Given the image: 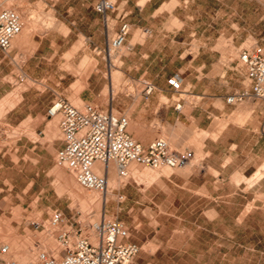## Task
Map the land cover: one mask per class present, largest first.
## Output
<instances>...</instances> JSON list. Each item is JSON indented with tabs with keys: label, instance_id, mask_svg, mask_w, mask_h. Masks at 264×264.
I'll use <instances>...</instances> for the list:
<instances>
[{
	"label": "rangeland",
	"instance_id": "rangeland-1",
	"mask_svg": "<svg viewBox=\"0 0 264 264\" xmlns=\"http://www.w3.org/2000/svg\"><path fill=\"white\" fill-rule=\"evenodd\" d=\"M171 1L162 9L164 15L149 22L153 28L149 44L155 53L150 54L148 66L156 74L163 69L169 73L176 70L182 58L192 60L198 46L212 48L222 54V64L246 72L239 63L240 51L256 45L264 47V0ZM85 3L0 0V10L21 11L24 22L31 19L34 24L31 43L6 53L8 69L3 82L7 87L0 93V250L13 246L4 258L17 264H39L43 253L58 255L61 230L75 228L76 223L87 227L99 219L125 224L130 240L141 248L138 264H264V182L251 191L259 181L235 176L221 186L222 197L198 200L193 197L192 183L184 182L195 162L175 170L130 165L140 173L151 169L159 174L156 179L139 181L130 174L125 184L111 188L112 198L103 204H89L73 195L64 175L72 173L56 162L62 138L59 122L52 128L53 138L47 136L52 121L47 111L57 98H65L80 109L86 104L103 105L105 110L110 106L116 115L130 119V132H136L133 138L137 142L146 145L148 137L134 129V109L118 106L121 96L125 100L128 95L135 100L142 98L143 87L134 86L125 70V61L131 56L128 41L121 52H106L108 40L115 36L111 29L116 22L111 14L104 16L105 37L93 39L88 33L78 38ZM117 10L116 6L114 12ZM87 22L90 26L94 21ZM71 30L75 34L65 40ZM174 31L184 35L173 39ZM54 32L62 37L54 39ZM164 42L168 51L165 56L158 52ZM115 56L117 68L111 67ZM113 70L122 73L117 84ZM246 87L250 88L249 81ZM78 89L94 90V100L77 102L75 98H81ZM18 92L21 102L16 108L3 107ZM163 101L167 102L165 98ZM157 137L166 140L173 151L184 152L165 132ZM112 169L109 182L119 178L114 163ZM56 211L64 214L67 225L54 230L49 220Z\"/></svg>",
	"mask_w": 264,
	"mask_h": 264
},
{
	"label": "crops",
	"instance_id": "crops-1",
	"mask_svg": "<svg viewBox=\"0 0 264 264\" xmlns=\"http://www.w3.org/2000/svg\"><path fill=\"white\" fill-rule=\"evenodd\" d=\"M91 1L85 0V14L81 21L83 29L79 30L77 37L87 36L90 33L91 38L102 39L106 35L104 16L96 11V5L102 0H96L94 4H91ZM111 1L118 9L117 13L114 11L109 13L116 22L111 31L116 36L124 23L130 26L127 41L131 56L125 61L127 76L136 83L134 86L143 87L141 100H135L130 95L126 98L128 100H125L121 96L118 105L121 109L124 106L134 109L131 114L134 129H139L140 135L148 136L145 140L146 145L139 140L138 142L147 147L159 139L157 136L165 132L172 142L178 143L179 150L190 153V163L195 162V164L191 166V172L184 182L192 183L193 197L198 200L222 197L219 192L227 179L229 182L235 176H243L247 180L253 179L264 166V102L252 99L237 105L227 102L229 97L248 89L246 72L222 64L220 61L222 54L212 48L198 46L191 54L192 60L182 58L179 62L181 65L176 70L169 73L163 69L159 74L154 73L148 66L150 54L155 53L149 44V39L153 37V28L149 22L152 18L158 19L164 15L165 11L162 9L172 1ZM177 7L178 5L175 9ZM88 19L94 21L90 26ZM139 32L141 41L140 38L138 39ZM56 33L54 32L51 37L54 39L62 37L61 34ZM74 34L75 32L71 30L64 36L65 40ZM178 35L184 33L172 32L173 39ZM195 35L192 34L193 37ZM164 37L166 38L167 35L165 34ZM158 52L164 56L168 54L167 42H164V47H158ZM7 69V55L0 49V93H4L7 87L3 82ZM172 77H178L181 81L182 93H176L168 85V80ZM100 81L98 79L97 82ZM146 84L155 87L154 93L150 96L144 93ZM80 92L81 90L78 89L77 93ZM93 95L94 90L85 89L81 92V98L76 97L75 100L83 104L93 101ZM111 96L110 100H113V93ZM163 98L167 102H164ZM6 102L3 107L7 105ZM180 102L182 109L177 111L176 106ZM101 107L105 108L103 105ZM47 118H49L48 111ZM56 119L59 122L58 118L51 119L48 125L47 136L50 140L55 135L52 128L57 126ZM130 130L131 121L129 132ZM130 134L134 137L136 132L132 130ZM62 146L61 138L60 149ZM95 172L103 175L98 170ZM227 174L228 177L225 176ZM256 181L259 183L254 185L251 191L261 187L264 174ZM243 185L244 183L240 186ZM235 190L239 189L235 188ZM211 191L214 193L211 194Z\"/></svg>",
	"mask_w": 264,
	"mask_h": 264
},
{
	"label": "built area",
	"instance_id": "built-area-1",
	"mask_svg": "<svg viewBox=\"0 0 264 264\" xmlns=\"http://www.w3.org/2000/svg\"><path fill=\"white\" fill-rule=\"evenodd\" d=\"M116 10L111 0H102L96 5V11L103 16ZM23 31V20L14 9L0 10V49L9 53L13 41ZM130 26L124 23L119 33L108 40V54L121 51L126 45ZM239 63L245 68L250 88L229 97L231 105L247 100L264 102V47L256 45L242 49ZM168 85L182 93V84L178 77L168 80ZM155 87L146 84L144 93L150 96ZM182 103L176 106L181 111ZM50 119H59L63 146L58 151L56 162L75 175L78 183L86 190L105 192L108 188L107 176L110 165H117L122 178H129L131 164L153 169L170 170L185 168L191 156L188 152L173 151L164 139H157L149 146L137 142L129 132L130 119L118 116L112 108L86 104L83 109L73 106L65 98H57L48 110ZM99 165L104 175L95 172ZM52 229L67 225L62 212L56 211L49 220ZM89 233L96 236V241ZM131 233L120 221H104L95 227L76 223L75 228L63 229L59 236L60 250L57 256L43 253L39 264H138L136 259L141 248L131 240ZM10 254V248L0 250V264H17L4 257Z\"/></svg>",
	"mask_w": 264,
	"mask_h": 264
},
{
	"label": "bare ground",
	"instance_id": "bare-ground-1",
	"mask_svg": "<svg viewBox=\"0 0 264 264\" xmlns=\"http://www.w3.org/2000/svg\"><path fill=\"white\" fill-rule=\"evenodd\" d=\"M262 1V0H261ZM19 15L22 17V13H21V11H19ZM22 20H23V18H22ZM33 26H34V24H33V21H31V19H27V21H25L24 22V20H23V31H22V33L17 37V39H15L13 42H14V44H15V47L16 46H18V47H23V46H25V44H27V43H31V39H32V37H31V34H32V28H33ZM37 29V28H36ZM12 47H13V44H12ZM11 50H12V48H11ZM123 50V49H122ZM121 50V51H122ZM120 51V52H121ZM118 55V54H117ZM113 57H114V55H113ZM117 58H118V56H115V59H112V60H114V63L112 62L111 63V67H113V68H117V66H116V63H117ZM114 71V73H113V75H112V78H113V81H114V83L115 84H117L119 81H120V79L122 78V73H120L119 71H117V70H113ZM107 93V92H106ZM113 93L115 94V90H113ZM21 102V98H20V96H19V92H18V94L17 95H14V98H12L11 100H9L8 102H6L7 103V105L8 106H10L9 108L10 109H12L13 107H15L18 103H20ZM1 106V105H0ZM5 106V105H4ZM9 109V110H10ZM58 120L56 119L55 120V122H57ZM7 127H9L8 125H7ZM7 130H9V129H7ZM12 130V129H11ZM14 130V129H13ZM12 130V132H15V131H13ZM7 132H11V131H7ZM12 134V133H11ZM18 134V133H17ZM13 136H14V133L12 134ZM32 136H33V134H32ZM32 139V138H31ZM131 165H136V164H131ZM117 166V165H116ZM118 168V167H117ZM66 168L64 167V170H65ZM64 170H62V171H64ZM96 170H98V171H100L101 173H103V175H104V172L103 171H101V168H100V166L99 165H97L96 167H95V171ZM61 171V172H62ZM128 172H130L129 173V175L130 174H133L134 176H135V179H138V181L139 180H142V179H147V178H150V179H156L157 178V176H158V171L157 170H148L147 172H143V173H140V172H138L136 169H134V168H132V167H130L129 169H128ZM63 173H65V172H63ZM111 173H112V164L110 165V173L108 174V176H107V179H108V188H107V190L105 191V192H97V191H91L92 193H87V191H85V190H83V188H81V185L78 183V181H77V179H76V177H75V175L74 174H70V175H66V174H64L65 176H67V178H68V183H69V186H70V188L72 189V192H73V195H75V197H77V198H81V197H83V198H85V200H87V202L89 203V204H91V203H98V202H101V204H103V203H107V201H109L111 198H112V194H111V188H119L121 185H123V184H125L126 183V181H127V179L128 178H122L121 176H120V174H119V170H118V175H119V178L117 179V180H115L114 182H109V177H110V175H111ZM264 174V168L253 178V180L252 181H256V180H258V179H260L261 177H262V175ZM150 179H148V180H150ZM251 181V182H252ZM142 182V181H141ZM151 183V182H150ZM97 192V193H96ZM97 221V222H96ZM95 222H93V226L95 227L96 225H98V224H100V223H102V222H100L99 221V219L98 220H96ZM100 222V223H99ZM104 222V221H103ZM90 234V237L93 239V241H96L95 239H96V236L93 234V233H89ZM46 240V239H45ZM46 242V241H45ZM46 244H48V243H46ZM52 245H54V243L52 244ZM54 246H56V245H54ZM11 250H12V248H13V246L12 245H9L8 246ZM44 247V246H43ZM45 248V247H44ZM53 248V247H52ZM56 247H54V249H55ZM46 249V248H45ZM57 249V248H56Z\"/></svg>",
	"mask_w": 264,
	"mask_h": 264
}]
</instances>
